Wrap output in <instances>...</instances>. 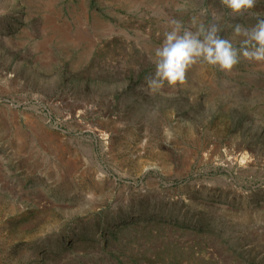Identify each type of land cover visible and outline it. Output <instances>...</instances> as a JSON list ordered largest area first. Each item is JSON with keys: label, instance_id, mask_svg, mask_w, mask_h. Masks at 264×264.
Segmentation results:
<instances>
[{"label": "rangeland", "instance_id": "obj_1", "mask_svg": "<svg viewBox=\"0 0 264 264\" xmlns=\"http://www.w3.org/2000/svg\"><path fill=\"white\" fill-rule=\"evenodd\" d=\"M257 14L0 0V264H264V61L146 85L170 19L239 47Z\"/></svg>", "mask_w": 264, "mask_h": 264}, {"label": "clouds", "instance_id": "obj_2", "mask_svg": "<svg viewBox=\"0 0 264 264\" xmlns=\"http://www.w3.org/2000/svg\"><path fill=\"white\" fill-rule=\"evenodd\" d=\"M223 3L233 13L239 14L251 10L255 0H223ZM168 24L169 30L165 31L162 43L154 50L155 73L146 80L151 92L161 90L165 83L169 86L184 83L188 68L197 61L202 60L224 71H231L241 57L264 61L262 15L257 14L255 24L251 26L234 25V33L244 38L239 47L231 39L219 35L221 28L218 24L206 26L195 16L191 18V27L176 18L170 19ZM165 135L170 137L172 133L165 129Z\"/></svg>", "mask_w": 264, "mask_h": 264}]
</instances>
